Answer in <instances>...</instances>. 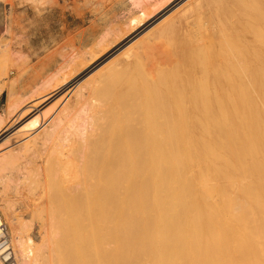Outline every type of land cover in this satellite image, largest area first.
I'll return each instance as SVG.
<instances>
[{
  "label": "bare ground",
  "instance_id": "6f19581e",
  "mask_svg": "<svg viewBox=\"0 0 264 264\" xmlns=\"http://www.w3.org/2000/svg\"><path fill=\"white\" fill-rule=\"evenodd\" d=\"M8 1L12 5L10 15L15 9L14 0ZM30 1L36 8V12L52 4V0ZM129 1L135 7H142L144 16L148 17L147 21L151 20L150 14H152L153 8L156 9L157 0ZM170 4L173 2L163 4L159 9H167ZM236 5L237 7L232 9H226L222 5L216 7L215 24L211 25L214 28L213 31L209 32L212 29L200 31L198 27L204 21L201 22L197 19L201 24L193 30L199 29V31L187 35L189 38L184 41L183 54L192 55L196 49L197 54L206 51L205 49H203L204 51L198 50L200 47L198 45L207 37H214L217 45L216 49L214 48L211 52L212 54H202L201 60L198 59V63H193L196 65L193 66L191 79H187L180 85L175 83L173 86L172 81L171 88L166 90L168 91L167 95L160 101L155 98L157 102L153 105L149 103L151 97L148 90L149 99L144 107V120L141 118L136 122L133 121L135 124L131 122L117 124L105 141L96 144V147L91 150L90 156H87L86 149L91 148L97 136L104 132L99 121L100 115L105 110L112 108L113 102L107 101L109 98L105 101L106 95L101 98L104 99L103 101L95 96L89 99V96L96 90H100L105 82L102 84L98 83L100 80L98 82L95 80L94 84L102 85L99 88L96 84L91 85L88 92H84V94L89 93L88 96L80 95L84 100L81 101L80 109L78 108L79 111L77 110L76 114L74 112V115H71V111L67 109L68 104L62 102V99V104L66 103L67 105H61L64 107L61 113L53 111L55 105L61 103L59 101L46 112H41L42 105L48 104L49 101H57L66 95L68 88L79 84V74L72 76V73L63 72L62 75L57 76L59 77L58 81L53 82L51 79L45 84L41 83L44 85H42L41 91H31L33 93L28 95L27 105L11 121L7 123L5 118L0 117V136L7 133L6 135L9 137L21 131V127H17L16 123L29 113L35 114L32 119L33 123L39 121L40 118L44 127L40 134L45 135L48 129L50 131V128L56 130L55 127H58L60 121L68 117L70 113L73 119L69 135L71 138L76 136L79 138L78 143L76 138H73L75 141L69 149L60 146L51 149L54 152L52 155L56 159L53 162V167L49 168L51 183L46 185V188L50 187V192L46 191L44 187L41 188L46 191H43L41 199L45 206L43 210L45 209L46 213L44 211L45 214L40 216L42 218L37 220L38 227L41 228H39L40 233L37 231L39 235L36 234L39 236V240H35L30 235L32 230L29 233L28 228L32 226L29 224L28 227L27 219L30 216L24 218L25 222L24 219L20 220L17 217L18 214L16 215L14 212L15 200L22 202L25 209L31 212L35 210L33 207H36L35 204L39 200L34 197L37 203L33 202L34 184H32L31 191V188H26L29 182L25 183V181L30 178L32 171L37 169V166L34 169L31 162L21 163L15 157L10 145L8 150L0 151V171H4L0 174V205L2 216L8 220L15 231L14 237L11 234V239L18 264H62V253L57 251L60 245L58 242L49 245L48 241L56 239L55 241L61 243L66 239L67 242V236H69V240L79 242L80 245L75 242L78 246L75 251L78 249V252H90L95 255L92 264H264V1L238 0ZM35 8H32L33 11ZM187 10L195 11L192 10V7L191 10L189 7ZM15 16L13 14V17ZM200 17L198 16L199 19H201ZM154 19H156V14ZM169 20L171 19L169 18ZM163 22L164 17L161 23ZM146 23L148 24L145 22V18L141 19L134 27L130 28V31L134 29V34L139 33ZM169 23L167 22V24ZM162 25L161 29L165 27ZM209 25L208 27L211 28ZM168 42L170 43L172 40ZM131 43L133 42H129V44ZM133 44L136 45V43ZM140 44L138 45L141 48ZM147 45L152 44L148 42ZM133 46L132 48H134ZM204 46L203 48H205ZM121 52L124 53V50L119 54H122ZM151 52L152 56L150 57L153 59L151 61L154 62V54ZM163 52V55L167 53L166 50ZM131 53L138 62L142 54L139 57L138 53L137 55L133 51ZM168 55L169 53L163 59L165 58L167 61L171 54ZM115 57L113 60H116ZM156 57V62H158V59L161 58ZM171 58L169 59L171 60ZM107 61L109 62V60ZM140 61L142 64L145 63L143 60ZM146 62L149 63L147 60ZM156 62L152 64L156 66L155 70L157 71ZM160 62L163 61L158 62L159 65H162ZM135 64L133 63V66ZM152 64L149 66L147 64L149 71L152 69L150 68ZM83 66L85 67L83 64L81 69ZM115 66L116 63L112 64L116 70V67L119 66ZM123 66L120 67L123 68ZM126 67L128 68L127 65ZM142 67L140 73L145 72L146 74L147 67L145 66V71L141 72ZM100 68L98 66L97 69L100 70ZM88 69L86 70L88 71ZM135 69L139 70L134 68V71ZM127 70H125L126 74L131 71V68L129 72ZM94 71L92 72L94 73ZM119 71L120 73L117 72V75L122 74V70ZM160 71L163 72L162 69ZM34 72L36 73V71ZM158 72L157 74H159ZM107 73L104 74L107 76ZM100 74L102 76L103 73L100 72ZM126 74H124L125 77ZM133 74L137 75L135 72ZM161 74H159L160 77L164 75ZM150 75L149 78H145L153 79L154 74L151 79ZM89 76L86 75V79ZM92 76L94 75L92 74ZM125 77L120 78L123 80ZM140 77L141 74L138 80L142 78ZM128 78L131 79L130 76ZM127 79H124L125 83H129V79ZM90 80L85 81L88 84ZM83 81L80 84L84 83ZM144 81V79L140 80V83L142 84ZM159 81L158 83L166 82L164 79ZM90 83L92 84V82ZM131 83L120 86L126 88L125 86L129 87ZM150 83L152 82L150 81ZM152 85H154V81ZM152 85L148 86L152 88ZM159 85L163 87L162 84ZM142 86L140 87L142 89L145 87V91L149 89H146V84H142ZM110 87L113 89L112 86ZM82 88L85 89V87ZM82 88L80 91L83 90ZM118 88L120 87L118 86ZM121 89H119L120 93ZM140 90L141 96H144V91ZM153 90L152 92H155ZM43 91L46 92L43 94ZM113 91L115 90H110V94ZM122 91L124 93L123 89ZM130 91L131 89L128 92ZM116 93L111 95V100L121 96ZM102 94L104 93L102 92ZM145 96L142 98L143 100ZM17 107V103L9 104L11 112ZM81 119V124L77 123ZM66 131L61 128L57 134L61 136ZM65 146L67 147V145ZM65 151H69L70 157L62 159L60 156L65 154ZM22 164L27 173L15 194L18 197L19 194L24 195L23 191H25L27 195L24 196L26 198H22L24 201L19 198V200L15 198L14 200L9 195V186L16 179V174L20 171L19 168ZM33 180L29 185L33 183ZM41 205L40 203V207ZM37 210H35L36 213H33L37 214ZM41 213L39 208L38 214ZM31 219L29 222L33 221ZM48 226L53 229L48 231ZM58 227L69 231V234L62 232L63 234L60 235L58 232L63 229L58 231ZM61 237L63 238L59 239ZM63 244L61 245L63 246ZM70 244L73 246L72 241ZM68 251L66 250L67 255ZM59 252L61 251L59 250ZM66 252H63L62 256ZM72 254L74 255L73 252H71ZM81 255L83 256V254ZM85 255L88 258L91 256ZM93 255L92 257H94ZM78 256L80 258L78 257L77 260L80 259V263H82L81 258L83 257ZM67 258L72 259L69 258V255ZM84 258L87 260L86 257ZM89 260H92L91 257ZM90 261L87 260V263ZM63 263L65 264V262ZM0 264H3L1 260Z\"/></svg>",
  "mask_w": 264,
  "mask_h": 264
},
{
  "label": "rangeland",
  "instance_id": "374dc122",
  "mask_svg": "<svg viewBox=\"0 0 264 264\" xmlns=\"http://www.w3.org/2000/svg\"><path fill=\"white\" fill-rule=\"evenodd\" d=\"M29 1L30 0H26L25 2H24V0H14L13 3H14L15 9H13L12 13L14 14V16L15 15L16 16L13 17L12 13L9 15L10 8L12 6L11 3H9L8 0L7 1L0 0V117L5 118L7 123L9 121H11L17 115V113L19 111H21V109L25 108L24 106L27 105L28 99H29L28 95L30 93L31 94L33 93L31 91H33V90L35 92L41 91V89H43V86H44L43 84H42L43 85L42 86L41 83L45 84L46 81H49L51 79L53 82L58 81L57 79H59V77H57V76L62 75L63 72L64 73H72V76H78V74H79V76H80L79 81L82 82L84 80L83 81L84 83L80 84V82H78L80 85L74 84L73 86H71V88L67 89L68 92L66 93V95L64 97L57 99V101H55V100L49 101V102H51V103L48 102L49 105L47 103L45 105H42L41 112H46L51 107H53V105H55L58 101L61 102V99H62V102L64 101L68 104L67 105L66 103H63L64 105H67L68 111L70 110L71 111L70 113H72L71 115H74V112L76 114L77 110L79 111L80 103L82 100H84V99H82L83 96H80V95H84L85 97L88 96L89 93L84 94V92H88L89 86L96 84L97 87L99 88L100 85H102L105 82L104 83L105 89H104V84H103L101 86L100 90H98V91L96 90L94 93H92L91 96H89V99L92 98L93 96H95V97H99L100 100H102L101 98H103V95H106V98H105V101H106L107 98L110 99V97H111V95H113V93L115 95V93L117 91H119V92H117L116 95L121 94V96L114 99V100L107 99V101H109V102L112 101L113 104H111L112 108L105 110L100 115V118H99V121L101 123L100 125H101L102 129L104 130V132L100 136H97V139L92 144L91 148L86 149L87 156H90L92 154L91 150H93L94 147H96V144H101V142L105 141L109 137V135L112 132L111 130H113L117 124H119V123L128 124L130 122L134 123L138 119H141V118H143V120H144V107H145V104L148 103V100H147V99H149L148 93H150V97H151L150 99L152 100V102L150 100L149 103H151V105H153L157 102L156 99H158V101H160L167 95L168 91H166V90L171 88L172 81H173V84H172V86H173V85H175V83L180 85V84H183L184 81H187V79H191L190 76L192 74L193 66L196 65L193 63L194 62L198 63L199 62L198 59L201 60L200 56H202V54L206 55V54L211 53L214 48L216 49L217 45H216V40L214 39V37H212V38L207 37V38H205L206 40L203 38L205 40V42H204V40L201 41L200 45H198V46H200V47H198V50L204 51L203 49H205L206 50V51H204L205 53L200 52L201 53L200 54L198 52L199 54H197V49H196L192 52V55H187L185 53L183 54L182 47H183L184 41L187 38H189L187 35H189V34L192 35L195 32L199 31V29H200V31H208V29L209 30L212 29L209 32L213 31L214 28L211 25L215 24V13H216L215 10H217L218 6L222 5L226 9H232V8L237 7L236 3L238 2V0H219V1L218 0H175V2H174V0H157L158 3L155 6L157 10L153 8V11L151 12L152 14H150L151 20L147 21L148 17L144 16L145 14H144L143 8L133 6L131 3H129L130 2L129 0H52L51 6H46V8H44L38 12H36V8L34 7V5L32 6V2L31 1L29 2ZM151 1H153V0H151ZM261 1H264V0H261ZM97 2H100V3L98 4ZM171 2H173V4H170L171 5V6L169 5L170 7L168 6L167 9L165 8L166 10L163 9L164 13H163L162 9H159L163 4H169ZM213 3H215V4H213ZM199 6H201L202 8H200V9L196 8L198 10L197 11L195 9V7H199ZM31 7L35 8L34 9L35 12L33 11V9ZM188 7L190 8V10L192 7V10H195V11H192V12L188 11L189 10V9L187 10ZM158 12H159V14H158ZM171 13H172V15H170ZM213 13H214V15H213ZM155 14H156V19H154ZM159 15H160V17H159ZM198 16L199 17L201 16L200 17L201 19H199ZM18 17H19V19H18ZM163 17H164L165 23L164 22L161 23L163 21ZM144 18H145V22H148V24L146 23L145 27L143 29L141 28L142 33H141V31H139V33H135L136 34L135 35L133 32L134 29H131V31H130V28L134 27L138 21H140L141 19H144ZM169 18L171 20H169ZM187 19H189V20L187 21ZM197 19L200 20L201 22L204 21L202 23V25H199L201 23ZM154 20H155V22H154ZM169 21H171V22L169 23ZM150 22L151 23L153 22V23L151 24ZM167 22L169 24H167ZM197 22H199V23L197 24ZM192 23L195 24V25L193 24L194 27L192 26ZM15 24H17L19 26L15 25ZM13 25H15L17 27H15ZM152 25H154V26L151 27ZM156 25H157V27H156ZM161 25H162V27L163 26H165V27H163L161 29L160 28ZM170 25H171V27H170ZM198 25H199V27H198ZM208 25L211 28H209ZM188 26H189V28H188ZM201 26H202L203 30H201L202 29ZM196 27H198L199 29H197V30L195 29L196 31L193 30ZM223 28L226 29L227 27H223ZM146 30L149 32H147ZM183 33H184V36H183ZM120 36H122V37L119 40ZM125 37H126V39H125ZM127 37H128V39H127ZM176 38H178V39H176ZM116 40L119 42H117ZM167 40L168 41L172 40V42L169 43ZM115 41H116V43H115ZM129 42L136 43V45L141 43L140 44L141 48L139 47V45H138V47H136L135 44H133V43L129 44ZM148 42H149V44H152V45H150L151 47L149 45H147ZM158 42H161V43H158ZM167 43H168V45H167ZM203 43L205 46L202 45ZM206 44H208L207 46H208L209 50H208ZM126 45H127V47H126ZM132 45H134L133 47L135 49L132 48ZM142 45H144V46H142ZM162 46H163V48H162ZM203 46L205 48H203ZM108 47H110V48H108ZM128 47H130L132 49H130ZM106 48H108V49H106ZM113 49L115 50V52ZM163 49L166 50V52H167V53H165V55L168 53H169V55L171 54L170 57H168L169 55L167 56L168 57L167 61L165 60V58L163 59V57H165V55H163L164 54ZM123 50H124V53L121 52L122 54H119L120 51H123ZM126 50H128V51L125 52ZM160 50H162V51H160ZM132 51L136 55L138 53L139 57L141 56L140 54H142V56H144V57L141 56L143 59L140 57L139 60H143L145 63L142 64V61L139 62V60H138V62L141 63V64H139L137 62V60H135L133 54L131 53ZM150 52L152 54H154V59H155L154 62L151 61L153 59H152V57H150V56H152L150 54ZM162 52H163V54H162ZM136 55H135V57H136ZM196 55H198V56H196ZM114 56H116L115 57L116 60H113ZM131 56H133V57H131ZM156 56L161 58V59H158V62L163 61V62H160V64H162V65H159L158 62H156L157 61ZM145 57H148V59H145ZM169 58H171V60ZM131 59H133V60H131ZM107 60H109V62ZM112 60H113V62L115 61L114 63H116V66L117 65L119 66V67L115 66L117 68L116 70H115V68L112 67V64L114 65L113 62L111 63ZM146 60L149 63H147ZM168 61L170 64L167 63ZM155 62L157 64V68H158L157 71H159L158 73L164 74L165 77L162 74H161L162 75L161 77L159 74H157V71L155 70L156 66L152 64V63L155 64ZM126 63H129V64H126ZM133 63L134 64L136 63L137 65L135 64L133 66ZM166 63H167V65H166ZM174 63L176 64V66ZM83 64L85 65V67L83 66L81 69V66ZM125 64L128 66L129 69L131 68V71L132 70L134 71V68L139 69L138 71L136 69L134 71L135 75L139 74L138 77H136L137 75L134 76V74H133L134 72L133 71L131 72L126 67ZM147 64H148V66L150 64L153 65V66L151 65V67H150V68H152L151 71L148 70L149 67H147ZM96 65H97V67H96ZM122 65H124L125 67L124 66H123V68L120 67ZM142 65H145L147 67L148 71L146 72V74H145V72H143V71H145L146 68H145V66L142 67ZM98 66H99V68L102 66L101 67L102 69L101 68H100V70L97 69ZM139 66H140V68L142 67L141 72H143V73H140ZM85 68L86 69L90 68V69H88V71H87ZM92 68H93V70H92ZM125 68H127L128 70ZM107 69L109 70L108 73H107V71H108ZM161 69L163 70V72L160 71ZM102 70H103V72H102ZM119 70H122V74L124 72H125L124 74L127 73L125 70H127L128 72L129 71L131 72V73L129 72L128 74H126L127 78H128V76H130L131 79L128 78L129 80L123 74V76L125 77L124 79H127L129 83L132 82L131 86H129V87L125 86L126 88L122 87L126 84L129 85V83H127V82L125 83L124 79L122 80L120 78V77L123 78L122 74L117 75L118 74L117 72L120 73ZM170 70H171V72H170ZM34 71H36V73ZM92 71H94V73ZM104 71H106V72H104ZM100 72L103 73L102 76H100L101 75ZM89 73H92L94 76H92V74H89ZM104 73H107V76L109 75L110 78L108 79L109 76L107 77ZM131 74H133V77H131ZM140 74L142 77V78L140 77L141 78L140 80L142 81L144 79L145 81H147V82L144 81V83H142V84H146V89L149 88L146 91L144 90L145 87H144V89H142L140 87V86H142V84L140 83V80H138ZM152 74H154V78L152 77ZM86 75H88V76L90 75L91 77L89 76L86 79ZM103 75H104V77H103ZM144 75H146V76H144ZM149 75H150V79H151V77L153 79L149 80V79L145 78V77L149 78ZM157 75H159L158 76V78L160 77L159 79L157 78ZM114 76H116V78H114ZM105 78L108 80H110V79L111 80L110 81H108V80L104 81ZM113 78L115 79V82H113L114 81ZM88 79H91V80L93 79V81L90 80V82H92V84L90 82H89L90 85H89V83L88 84L86 83L87 81H85V80H88ZM162 79H164V81H166V82H163ZM178 79H180V80H178ZM95 80H97V81H95ZM152 80L154 81V85H152L153 84ZM155 80H156V82H155ZM157 80L158 81L160 80L159 82L162 81V83H158ZM94 81L95 82L99 81L98 83H102V84H98V83L94 84ZM120 81H122V82L124 81V82L121 83ZM150 81L152 83H150ZM108 82L116 83V84L118 83L119 85L117 84V86H115L116 84H111ZM135 82H137V83L135 84ZM163 83L166 85L167 88L164 87L165 85ZM84 84H87L88 86L84 85ZM139 84H141V85L139 86ZM147 84L150 87L152 85V88H150ZM159 84H162L164 88ZM107 85H109L108 86L109 88L106 87ZM120 85H122V86H120ZM110 86H112L113 89ZM118 86L120 88H118ZM82 87H85V89L88 87L86 89L87 91ZM178 87H180V86H178ZM81 88L83 90L80 91ZM121 88L124 90V93H123ZM128 88L131 89L130 92H128L130 90ZM157 88H159V89H157ZM109 89L111 91L112 90H115V91H113L112 94H110ZM119 89H121V93H120ZM139 90L141 92L144 91L143 94L146 95V96L145 95L144 96H145V99L147 102L145 101V99L144 100L142 99V98H144V96H141L142 93H140ZM152 90L155 92H152ZM159 90H161V91H159ZM125 91H127L128 93ZM147 91H148V93H147ZM158 91L160 92V94ZM45 92L46 91H43V94ZM102 92L104 94H102ZM105 92H107V93L109 92L108 93L109 95L106 94ZM161 92L166 93V94L163 95ZM39 95H41V94H39ZM160 95H162V96H160ZM78 101H80V102H78ZM62 102L55 105V107L53 108L54 113L57 111H60V113H61L64 110V109H62V108H64V107H62L63 106ZM10 103H15V104L17 103L18 104L17 109L13 110V112H11L12 110L9 109ZM54 113H51V114H54ZM70 113H69L68 117H65L64 119H62L60 121V125L58 127L57 126L55 127L56 130H53L52 128H50V131L48 129V131L45 135L40 134L44 130L43 123L40 122V118H39V121L33 123L34 120L32 121V119H34L35 114L29 113V114L24 115L16 123L17 127H21V129H22L21 131H19L18 133H15L9 137H7V135H6L7 133L0 136V151L1 152L8 150V146L10 145L11 148L13 149L15 157L18 158V160L21 163L26 164V163L31 162V165H32V167H34V169L37 166V169L32 171L30 178H29V179H31V178L34 179V180L31 179V180H33L32 181L33 183H31V185H29V183L31 181L29 179H27L25 181V183H27V181L29 182L27 184L26 188H28V189L31 188L30 189L31 191H32L33 186H34V188L36 187L35 190L33 188L34 193L32 191V195L33 194L35 195V196L33 195V202L35 201L37 203L36 199L38 198L37 200H39L38 201L39 205H37L38 203L35 204L36 207L34 206L33 209L39 210V208H40V211L42 212L40 215L38 214V210H37V214L39 215V218L37 217V214H35L36 213L35 210H32V212H31V211L25 209V206L23 205L22 202H19V201L17 202V200H15V199L19 198L21 201H24L23 199L26 198L24 196L27 195L25 191H23L24 195L19 194L18 197H17V194H15L17 189L19 188L20 182L25 180L24 175H25V173H27L26 169L23 168V164L19 168L20 171L16 174V179L9 186V189H10L9 195H11V198L13 197L12 199L15 198L14 200L16 202V205H14V210H15L14 212H16V215L18 214L17 217L20 218V220H23L24 218H28V216H30L27 219V221L29 222L31 219V216L33 215L32 219H31V220H33V221H31L32 225H31V222H29V223L27 222V224H28V227H29V224H30V226H32L31 227L32 229L29 227L28 230H29V233H30V230H32L30 235L32 237H34L35 240H39V236H37V235H39V233H40L39 232L40 226L38 227V224H39L38 221L40 220V218H42L40 216H43L46 213L45 209L43 210V207L45 208V206L41 202L42 195L44 194L43 191L48 190V192H50V190H51L50 187L46 188L51 183V180L49 177L51 173L49 171V168L53 167V162H55V159H56V157L54 155H52V153H54V152H52L51 149L53 147H57V146H60L61 148L65 147V148L69 149L75 140L77 141V143L79 140V138H77L78 136H76L75 137L76 139H75L74 137L71 138V135H69L70 130H71V123H72L71 121L73 119V118H71L72 116L70 115ZM78 121L79 122H77V123L81 124L82 119L78 120ZM43 122H45V121H43ZM46 122H48V121L46 120ZM135 126H137V125H135ZM58 128L60 130H61V128L66 129L67 131H66V133H63V135L60 136L57 134L60 132V130ZM69 138H71V139H69ZM4 140H5V142H4ZM71 140H73V141L71 142ZM1 141H2V143H1ZM65 145H67V147ZM75 145H76V143H75ZM58 156H60V154H58ZM60 157L62 159L70 157L69 151H65V154H62V156H60ZM3 172L4 171H0V174ZM32 184H34V185L32 186ZM42 187H44L45 190L41 189ZM38 190H39V192H38ZM40 190H41V192H43L42 194H41ZM36 193H37V195H36ZM34 197L36 199H34ZM40 203L42 204L41 207H40ZM44 211H45V213H44ZM33 212H35V213H33ZM30 213H33V214H30ZM0 214L1 215L3 214L2 209H1V205H0ZM28 214H30V215H28ZM2 217L4 218V216H2ZM4 220L7 222L8 226L10 228V232L12 234V237H14L15 231H13V228L9 224L8 220L6 218H4ZM25 220L26 219H24L23 221H25ZM47 229H48V231L49 230L51 231V229H53V227L50 228L48 226ZM61 229H63V230H61ZM59 230H61L60 232H58V233H60V235L63 234L62 232L69 234V231H67V230L65 231L64 228L58 227V231ZM67 237H68L67 242L65 241L66 239L62 240L64 244L62 243V241H61V243H60V241H55L56 239L55 240L51 239L48 241L49 245H52L53 243L56 244L57 242L60 245V247L58 248L57 251L60 254L62 253L61 254V258L63 259L62 264H64L63 262H65V264H66V261H67V264H73V263L74 264H78V263L79 264H82V263L85 264V263H87V260L90 261L89 260L90 257L92 259L90 261L92 264V262H94L93 260H95V255H93L90 252H85V253L78 252L79 251L78 249L75 251V248L76 247L78 248L77 244H79V242L77 243L75 241L77 243L76 244L75 242H73L74 240H69V236H67ZM62 238L63 237H61L59 239H62ZM65 238H66V236H65ZM71 241L73 243V246L70 244ZM67 243H69L72 247ZM61 244H63V246L65 244H67V245H65L63 247ZM61 248L66 249L67 251L69 250L68 255H69V258H72V259H68L67 258L68 255H67L66 250L64 251ZM72 248H73V250H72ZM59 250L61 252H59ZM70 250H71V252L74 253V255L72 254L73 257L71 255ZM63 252H66V254H64V256H62ZM75 252H77L78 255L83 257V258H81L82 263H80V259L77 260V258L79 256ZM81 254H83V256ZM84 254H88L89 256L90 255L91 256L88 258V256L87 255L84 256ZM92 255L94 257H92ZM74 257H75V262H74ZM84 257H86L87 260H85ZM83 260H84V262H83ZM76 261H78V262H76ZM90 262L87 264H90Z\"/></svg>",
  "mask_w": 264,
  "mask_h": 264
},
{
  "label": "built area",
  "instance_id": "2783aa9c",
  "mask_svg": "<svg viewBox=\"0 0 264 264\" xmlns=\"http://www.w3.org/2000/svg\"><path fill=\"white\" fill-rule=\"evenodd\" d=\"M0 260L3 264H18L12 246L10 228L1 214H0Z\"/></svg>",
  "mask_w": 264,
  "mask_h": 264
}]
</instances>
